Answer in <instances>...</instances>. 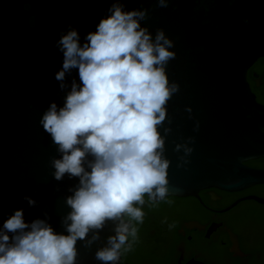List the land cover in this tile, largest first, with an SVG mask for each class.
<instances>
[{"label":"water","instance_id":"1","mask_svg":"<svg viewBox=\"0 0 264 264\" xmlns=\"http://www.w3.org/2000/svg\"><path fill=\"white\" fill-rule=\"evenodd\" d=\"M114 2L0 0V226L14 210L23 209L26 223L47 213L55 231L67 234L62 221L71 209L65 201L78 178L66 175L55 181L50 164L60 156L39 121L52 102L62 107L66 94L55 79L63 62L55 47L60 34L71 26L83 44ZM120 2L127 11L148 9L142 26L153 38L163 29L174 42L169 50L176 58L168 63L167 74L180 91L168 103L164 125L172 128L165 144L171 161L168 197L199 199V192L208 189L234 193L264 185V170L247 165L264 158V105L247 82L248 69L264 59V0H169L167 8L157 7L158 0ZM73 78L79 83L78 70L66 82L70 85ZM195 121L198 132L193 131ZM189 137L195 138L190 163L178 168L184 153L175 152V146ZM24 196L37 206L29 207ZM242 200L264 204L247 197L226 210ZM114 228L107 222L91 248L78 241V264H102L95 252Z\"/></svg>","mask_w":264,"mask_h":264},{"label":"clouds","instance_id":"2","mask_svg":"<svg viewBox=\"0 0 264 264\" xmlns=\"http://www.w3.org/2000/svg\"><path fill=\"white\" fill-rule=\"evenodd\" d=\"M156 6L167 8L169 0H158ZM148 12L127 11L115 0L83 44L71 26L60 34L55 47L63 62L55 79L66 94L63 106L52 102L39 124L60 156L50 164L55 181L66 175L68 180L78 178L65 201L71 209L62 221L67 234L55 231L47 213L26 223L24 210H14L0 226V264H78V241L91 248L109 221L115 234L96 250L95 259L120 264L138 241L145 197L153 207L171 203L165 144L172 128L164 125L168 103L180 91L167 74L176 52L169 50L174 42L163 29L153 38L142 26ZM73 70H78L79 83L73 78L69 85L66 78ZM185 111L192 119V109ZM199 129L195 121L193 131ZM194 143L189 137L176 144L175 152L184 153L178 168L190 163L187 157L194 149L189 145ZM23 199L29 207L37 206L31 197Z\"/></svg>","mask_w":264,"mask_h":264},{"label":"flooded vegetation","instance_id":"3","mask_svg":"<svg viewBox=\"0 0 264 264\" xmlns=\"http://www.w3.org/2000/svg\"><path fill=\"white\" fill-rule=\"evenodd\" d=\"M247 82L264 105V60L248 69ZM247 165L264 170V158ZM198 196L168 197L171 203L155 207L145 197L138 241L121 264H264V204L242 200L226 210L247 197L264 200V185L234 193L208 189Z\"/></svg>","mask_w":264,"mask_h":264},{"label":"trees","instance_id":"4","mask_svg":"<svg viewBox=\"0 0 264 264\" xmlns=\"http://www.w3.org/2000/svg\"><path fill=\"white\" fill-rule=\"evenodd\" d=\"M262 60H264V59H262ZM263 98V97H262ZM261 99V98H260ZM261 100H263V99H261Z\"/></svg>","mask_w":264,"mask_h":264}]
</instances>
